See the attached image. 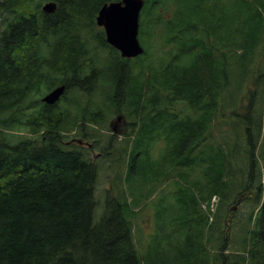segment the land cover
<instances>
[{
    "label": "trees",
    "instance_id": "obj_1",
    "mask_svg": "<svg viewBox=\"0 0 264 264\" xmlns=\"http://www.w3.org/2000/svg\"><path fill=\"white\" fill-rule=\"evenodd\" d=\"M50 1L54 12L43 10ZM111 1L0 0V264H264V0H145L144 52L134 58L97 25ZM153 44L162 47L156 65ZM62 84L87 95L106 86L114 112L134 117L124 189L108 190L96 222L97 163L84 138L65 140L66 93L40 107L31 99ZM79 111L80 126L100 117L88 105ZM12 126L39 138L11 143ZM158 194L143 244L138 210ZM215 195L210 215L202 203ZM240 201L250 208L232 216Z\"/></svg>",
    "mask_w": 264,
    "mask_h": 264
},
{
    "label": "rangeland",
    "instance_id": "obj_2",
    "mask_svg": "<svg viewBox=\"0 0 264 264\" xmlns=\"http://www.w3.org/2000/svg\"><path fill=\"white\" fill-rule=\"evenodd\" d=\"M5 16V12L0 10V31L3 29ZM98 27L102 28L101 26ZM92 45L95 46L96 42L93 41ZM148 51L151 54L150 60L152 61L153 65H156L159 57L162 54V47H156L154 45L153 48L152 46H149ZM104 58L105 53L99 51L98 64L100 66L102 65ZM261 63H263V61ZM263 77L264 75L261 77V79ZM57 86L59 85H53V87L48 90V88L46 89L42 85L40 89H36L34 94L31 95V99L36 100L38 107H40L39 103L42 101V98ZM105 87L106 86L99 85V87H97V89L90 95L80 93L75 90L76 88L71 89L66 93L65 98L59 102L60 110L66 112L68 109L69 114L70 123L67 122L66 125L71 129L63 131L65 140H73V143H78V140L84 138L87 143L92 146L88 147L91 148V157L96 161L98 171L95 184V197L97 201V207L94 213L95 222L99 220L100 216L104 212L105 199L108 190H113L116 193L119 190L124 189V178L127 172L128 148L131 146L135 136V134H130L132 129L131 123L134 121V117L127 118L126 111L124 110L121 113L116 111L114 112L113 106H110L108 101L105 99ZM262 91L264 92V84L262 85ZM258 95H261V92H259ZM246 102L247 99L245 100V103ZM82 105H88L92 111H97L100 114L98 121L94 120L95 116L88 114L89 120H85L84 125L80 126V122H77L76 124L75 116L80 112L79 108H81ZM257 106H261L260 101L257 102ZM32 112L33 109L29 110L30 114ZM258 114L261 116L260 119L262 118V120H264V106L259 109ZM220 119L227 120V115L221 116ZM73 123L74 125H71ZM83 130L84 132H81ZM4 131L5 136L11 143H16L20 139L26 138L37 139L40 135V133L33 132L30 127L24 126H12L4 129ZM220 131L221 129L217 124L213 126L214 136L216 138L222 139L224 134H221ZM240 132H242V130H240ZM240 137V145L243 149L245 147V138L243 133L240 135ZM164 145L165 142L162 140L157 141L154 149L155 157L162 153V147ZM107 153L108 156L106 155ZM247 169L248 164L241 163V171L238 172L239 181L243 179ZM158 196L159 194L153 199L146 200L138 210L136 220L137 228H134V233H136V236H142L143 244L147 243L150 238V234L154 231V228H156L155 202L157 201ZM217 202L213 205V208L217 206ZM156 203L158 207H160L161 204L159 203V200ZM231 203L233 209L230 211V213L232 216H243L244 209L250 208V206H242L241 201L239 204H234L233 202ZM163 206H166L165 202H163ZM202 208L212 215V211L206 210L203 205ZM235 218L236 217H233V219Z\"/></svg>",
    "mask_w": 264,
    "mask_h": 264
},
{
    "label": "water",
    "instance_id": "obj_3",
    "mask_svg": "<svg viewBox=\"0 0 264 264\" xmlns=\"http://www.w3.org/2000/svg\"><path fill=\"white\" fill-rule=\"evenodd\" d=\"M145 0H119L105 3L99 10L97 24L104 28L106 41L118 49L125 58L137 57L144 52L139 38L140 16ZM55 2L43 6L46 12H54ZM66 90L62 84L43 97L47 104L56 103Z\"/></svg>",
    "mask_w": 264,
    "mask_h": 264
}]
</instances>
